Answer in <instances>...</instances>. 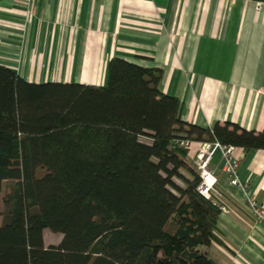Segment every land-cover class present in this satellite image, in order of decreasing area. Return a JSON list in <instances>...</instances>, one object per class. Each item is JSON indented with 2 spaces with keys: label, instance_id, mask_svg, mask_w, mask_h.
<instances>
[{
  "label": "trees",
  "instance_id": "obj_1",
  "mask_svg": "<svg viewBox=\"0 0 264 264\" xmlns=\"http://www.w3.org/2000/svg\"><path fill=\"white\" fill-rule=\"evenodd\" d=\"M161 75L114 57L103 86L35 84L0 65V264H216L218 201L175 141L248 153L264 130L182 121Z\"/></svg>",
  "mask_w": 264,
  "mask_h": 264
},
{
  "label": "crops",
  "instance_id": "obj_2",
  "mask_svg": "<svg viewBox=\"0 0 264 264\" xmlns=\"http://www.w3.org/2000/svg\"><path fill=\"white\" fill-rule=\"evenodd\" d=\"M114 57L161 70L159 89L180 101L184 122L264 130V12L252 0H0V65L25 81L103 86ZM236 154L240 188L228 186L219 153L209 164L226 212L221 244L205 253L264 264V224L246 207L264 202V150Z\"/></svg>",
  "mask_w": 264,
  "mask_h": 264
},
{
  "label": "built area",
  "instance_id": "obj_3",
  "mask_svg": "<svg viewBox=\"0 0 264 264\" xmlns=\"http://www.w3.org/2000/svg\"><path fill=\"white\" fill-rule=\"evenodd\" d=\"M255 10L257 12H264V2H255ZM195 144L196 142L189 140L175 141V145L186 149L188 154L193 150ZM236 149L234 146L222 145L214 141L199 143L196 151H194L192 162L200 178L196 189L206 199H210L212 196L217 199L222 197V193L218 188V177L215 171L209 167L215 153L220 154L222 160L221 172L226 178L228 186L241 187L237 176L240 158L236 154ZM217 206L221 212H226V207L219 202ZM246 207L255 222L264 224V202L247 199Z\"/></svg>",
  "mask_w": 264,
  "mask_h": 264
},
{
  "label": "rangeland",
  "instance_id": "obj_4",
  "mask_svg": "<svg viewBox=\"0 0 264 264\" xmlns=\"http://www.w3.org/2000/svg\"><path fill=\"white\" fill-rule=\"evenodd\" d=\"M1 196H2V193L0 194V213L2 211ZM0 221H1V218H0ZM43 238H44V242H45L46 246L56 245L59 243V241L61 239V235L60 234H54L48 230H45L43 233Z\"/></svg>",
  "mask_w": 264,
  "mask_h": 264
}]
</instances>
